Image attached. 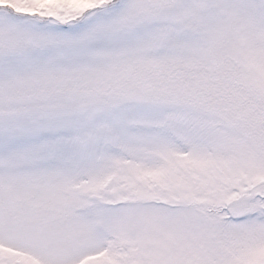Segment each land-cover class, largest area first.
Segmentation results:
<instances>
[{
    "label": "snow or ice",
    "instance_id": "1",
    "mask_svg": "<svg viewBox=\"0 0 264 264\" xmlns=\"http://www.w3.org/2000/svg\"><path fill=\"white\" fill-rule=\"evenodd\" d=\"M0 264H264V0H0Z\"/></svg>",
    "mask_w": 264,
    "mask_h": 264
}]
</instances>
